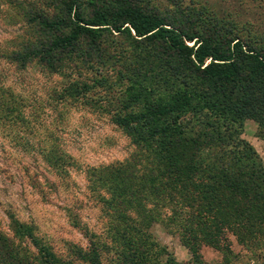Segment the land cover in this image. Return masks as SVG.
Instances as JSON below:
<instances>
[{"label":"rangeland","instance_id":"1","mask_svg":"<svg viewBox=\"0 0 264 264\" xmlns=\"http://www.w3.org/2000/svg\"><path fill=\"white\" fill-rule=\"evenodd\" d=\"M70 5L78 6L86 19L97 10L113 15L121 8H133L188 33L214 34L222 43L238 38L264 54V0H76L75 5L71 0H0V94L22 99L20 117L2 113L8 118L0 119V264H16V260L41 264L33 240L73 264H88L78 255L94 249L100 264H264V245L249 248L231 235L229 249L202 246L192 255L179 235L160 222L151 228V237L134 233L131 241L142 252L130 249L118 222L100 200L107 191L99 190L97 177L90 174L98 176V169L121 163L136 148L108 115L95 109L98 105L71 100L57 104L52 93L78 77L81 84L105 76L112 85L101 81L95 91L111 87L108 100H121L127 84L124 76L137 69L136 63H142L139 56L155 50L156 44L104 31L96 43L80 38L76 51L81 55L72 63L75 68L66 65L67 73L45 72L34 59L25 70H17L10 55L48 45L56 34L67 32L48 26L67 18L72 13ZM44 20L49 22L46 27ZM98 44L104 50L100 56L96 52L83 55L88 49L97 50ZM72 56L60 52L59 57L66 64ZM156 73L141 70L134 79L152 92L159 79ZM131 108L139 111L141 107L133 104ZM213 122L223 136L231 134L236 142H246L264 167V131L255 121L228 114ZM51 147L54 158H60L57 166L46 156ZM15 223L31 228L32 237L17 234Z\"/></svg>","mask_w":264,"mask_h":264},{"label":"trees","instance_id":"2","mask_svg":"<svg viewBox=\"0 0 264 264\" xmlns=\"http://www.w3.org/2000/svg\"><path fill=\"white\" fill-rule=\"evenodd\" d=\"M71 11L67 18L48 26L67 32L56 34L48 45L10 55L17 70H25L34 59L45 72L67 73L66 65L75 68L72 63L81 55L76 51L80 38L96 43L104 31L125 33L157 47L142 51V63L137 62V69L124 76L127 84L121 100H108L111 87L95 91L101 81L112 85L105 76L96 84L91 80L80 84L78 77L52 93L57 104L71 100L98 105L95 109L108 115L136 148L121 163L101 167L98 176L90 174L97 177L99 190L107 191V197L100 200L118 222L130 249L142 252L131 241L134 233L147 238L158 222L177 233L192 255L202 246L229 249L228 235L249 248L264 245V167L246 142H236L231 134L223 136L213 122L233 114L237 120L252 119L264 131V54L238 38L222 43L214 34L188 33L133 8H121L113 15L97 10L91 19L81 16L78 6ZM48 24L44 20V26ZM60 52L72 53V59L67 58L65 64ZM95 52L98 57L104 50L98 44L97 50L88 49L83 55ZM147 62L150 65L144 68ZM141 70L157 72L152 92L134 79L141 76ZM21 103L19 96L0 94V119L13 113L20 117ZM133 104L140 110L131 108ZM54 151L47 149L46 156L57 166L60 158H54ZM15 227L17 234L32 237L31 228L19 223ZM33 243L41 264H73ZM78 257L100 264L95 249L80 251Z\"/></svg>","mask_w":264,"mask_h":264}]
</instances>
